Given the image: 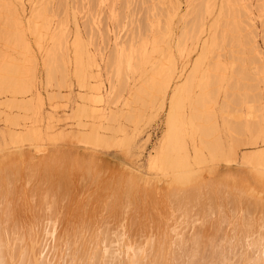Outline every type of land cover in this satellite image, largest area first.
Returning a JSON list of instances; mask_svg holds the SVG:
<instances>
[{"label":"rangeland","instance_id":"374dc122","mask_svg":"<svg viewBox=\"0 0 264 264\" xmlns=\"http://www.w3.org/2000/svg\"><path fill=\"white\" fill-rule=\"evenodd\" d=\"M23 2L0 0V68L25 88L0 91V178L29 164L85 172L87 186L57 187L61 204L72 187L122 205L131 183L140 205L205 188L264 202V0ZM175 103L193 123L186 184L168 143Z\"/></svg>","mask_w":264,"mask_h":264},{"label":"bare ground","instance_id":"6f19581e","mask_svg":"<svg viewBox=\"0 0 264 264\" xmlns=\"http://www.w3.org/2000/svg\"><path fill=\"white\" fill-rule=\"evenodd\" d=\"M18 1L23 6V0ZM202 5L198 13L202 12ZM59 44L64 51L69 49L66 40ZM13 73L0 68V91L12 89L20 94L25 89ZM92 89L101 95L99 88ZM173 111L169 149L185 155L179 161H171L175 168L187 169V174L179 175V181L186 184L193 179L186 143L193 123L192 119L187 120L186 111L181 119L177 103L173 104ZM250 127L256 129L254 124ZM95 142L105 141L96 135ZM30 165L22 171L18 165L13 171L8 170L6 179L0 178V264H264L262 201H242L237 205L232 196L217 195L205 188L201 195L179 192L168 195L169 202L140 205L141 197L135 194L131 183L125 186L122 205H88L86 199H78L80 191L76 194L72 187L65 195L66 203L61 204L57 187L71 186L78 183L76 180L87 186L88 175L76 169L73 174L71 168ZM23 173L26 180H21L29 188V194L24 195L20 188H13ZM53 184L52 190H44L43 185L48 188ZM102 207L107 209L103 211Z\"/></svg>","mask_w":264,"mask_h":264}]
</instances>
